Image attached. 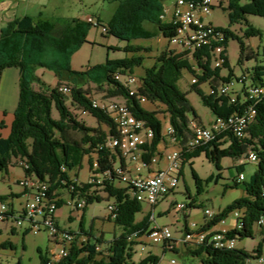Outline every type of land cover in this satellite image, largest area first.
<instances>
[{
	"label": "trees",
	"instance_id": "obj_1",
	"mask_svg": "<svg viewBox=\"0 0 264 264\" xmlns=\"http://www.w3.org/2000/svg\"><path fill=\"white\" fill-rule=\"evenodd\" d=\"M116 3L112 18L103 24L98 19L97 27L107 29L105 36H112L120 41L131 43L135 40H150L162 35L169 39L175 35V29L170 23L163 22L165 15L164 3L166 0H105ZM230 24L243 22L246 25L243 38L261 36V30L252 26L247 16L264 18V0H230L229 2ZM146 25H149L148 27ZM94 27L87 20L74 19L64 24L31 16L15 18L2 28L0 34V79L8 68H16L19 71V103L14 113L11 132L7 138L0 137V172L9 173L13 167L12 160L17 157H25L31 166L30 172L35 173L42 180H48L51 191H59L69 185L75 184L73 178L79 177V170L85 157H89V165L92 167L94 160L99 162V171L111 172L112 180L105 182L101 189L107 194L104 198L98 195V190L90 193L92 185L82 183L77 187L81 196L87 199L88 205L94 202L115 201L117 217L114 222L120 233L114 232L113 238L104 241L93 233V225L89 230L85 229L84 218L79 223V229L89 236L92 242L83 250L90 252L86 259L76 260L81 249L73 250L72 256L64 264H134L131 263L132 255L137 241L133 235H143L150 227V214L141 221L136 219L142 209V203L132 198L128 193L129 188L120 184L114 173L115 155L107 149L106 143L116 141L117 131L113 120L100 110L94 109L88 99L89 90L85 87L95 85L107 92L110 97H125L132 114L139 120L146 121L154 129L155 137L149 148V154L143 156L148 162V167L154 165V154L163 142V123L159 113L169 115L170 123L175 130L178 145H185L192 138L190 125L192 122L202 124V120L191 104L188 93L179 87L182 73L187 70L198 77L199 82L193 85L195 92L201 98L204 106L213 112L215 117H228L241 112L239 102L230 103L228 97H217V94H206L201 85L209 82L211 88L216 90L220 82L233 78L234 72L230 68L229 59L225 66L229 70L228 78L220 76L221 69L212 70L208 53L204 56L195 55L197 63L202 70V75L196 74L191 61L184 54L192 53L191 49H184L177 53L174 50H165L157 58L155 65L147 68L141 78L139 95L145 97L148 103L161 106L163 111H151L144 107L136 97H130L126 90L117 81L114 75L119 72L134 73L137 67L143 65L142 56H126L120 59H110L109 56L102 64L89 66L84 70L75 71L72 68V57L88 41L91 28ZM226 34V47L230 39L239 43V63L255 59L257 54L250 46L245 45L243 38L236 35L229 28H222ZM142 49L131 45L125 46L122 51L126 54L137 53ZM225 67V68H226ZM39 69L52 72L57 79V85H47L37 74ZM264 71V67H255L252 73L256 79ZM69 83L71 94L69 96L60 93L58 88L63 83ZM39 89H36L35 86ZM67 86V85H66ZM71 101L73 108L88 113L98 121V128H91L79 122L70 111L67 102ZM55 106L58 118L52 115ZM257 115L255 122L248 127L246 136L239 140L232 135H222L209 142L194 147L191 153L184 155L183 164L199 158L204 154L207 160L214 164L218 171H222V161L231 159L240 161L248 156L250 151L258 155L257 171L250 182H238L234 180L232 186L236 188L244 183L245 196L235 200L218 213L215 223L226 218L235 210L243 212L239 223H243L242 230L232 231L238 240L253 238L255 229L260 228L264 236V224L256 226L264 219V99L256 106ZM4 127V123H0ZM106 127V130L103 129ZM72 133H78L80 139L73 138ZM113 146H117V145ZM253 163V162H252ZM192 165V164H191ZM245 165L235 167L238 176L243 173ZM192 175L198 188V193L204 192V182L218 183L222 174L216 177L211 175L203 181L192 168ZM74 176V177H73ZM66 183V185L63 184ZM0 196V201L6 200ZM63 206L59 203V208ZM196 208V201L188 206ZM71 219V218H70ZM15 231H13V234ZM27 234V233H26ZM104 244L107 246L104 248ZM95 245L102 246L101 252L95 250ZM4 248H13L10 242L2 244ZM187 255L196 257L203 264H252L257 258L264 256V237L257 247L250 253L243 249L220 250L212 246L188 247ZM178 253V251L176 252ZM98 256V258L96 257ZM101 257V258H100ZM158 262L159 258L148 256L138 264ZM41 264H47V254H40Z\"/></svg>",
	"mask_w": 264,
	"mask_h": 264
},
{
	"label": "built area",
	"instance_id": "obj_2",
	"mask_svg": "<svg viewBox=\"0 0 264 264\" xmlns=\"http://www.w3.org/2000/svg\"><path fill=\"white\" fill-rule=\"evenodd\" d=\"M215 7L228 9L222 3V0L174 1L170 24L175 29V35L167 39L168 50L171 51L177 46H191L192 53L184 54V57L191 61L194 70L200 68L195 55L204 56V61H206L205 53H208L210 63L214 65L215 69L226 67V34L222 31V28L216 27L210 22H205V19L210 16ZM87 21L97 28V20L89 17ZM102 30L103 34H107L105 26L102 27ZM200 75H202V70ZM114 80L122 85L130 97H136L143 105L150 104L145 97L139 95L141 79L134 74L119 72L114 75ZM191 82L192 85L197 84L199 82L198 77H193ZM237 83L241 86L239 90L235 88ZM260 86H264V71L257 79L253 73H242L238 77L220 82L216 90L210 88L209 95L217 94L218 91H231L230 103L236 104L239 102L242 110L228 117H215L208 125L192 122L190 125L192 138L185 147L178 145L175 130L170 123L169 115L166 114L162 120L163 142L154 153L157 154L156 167H148V162L143 160V156L149 154V148L154 140V129L146 121L129 120V113L132 111L127 104V99L125 97L101 95V98H98L99 96H94L91 93L88 95V99L94 109L100 110L113 120L116 130H118L117 146H107L106 143V148L116 157L114 160V173L120 184L129 188L128 193L132 198H135L138 202H147V205L153 209L179 189L183 179V173L181 172L184 162L183 157L193 152L188 151L190 142L199 141L200 137H213L214 141L215 138L222 135H232L239 140L243 139V134H236V126L241 120L247 119L248 111H252L254 99L259 98L258 90ZM58 90L67 96L71 94L70 90H65V84L60 86ZM167 143L172 145V148L166 149L163 147ZM253 154L254 151L248 153L247 159L250 162H253ZM139 162L147 172L145 175H142L139 170L135 173L132 170L131 164ZM12 164L23 171V177L18 180V184L23 191L24 201L16 208L14 205L10 206L6 202H0V222H2V225L7 226L10 223L21 222L24 234L32 232L37 235L45 232L51 243V248L47 251V264H64L72 256V251L77 249H81V253H79L76 260L85 257L87 259L90 252L83 249L92 242L89 236L84 234L79 227L77 229L62 228L56 217L60 202L65 207H74L76 211H83L88 206L87 199L81 196V192L77 190V187H81V184L85 182H81L79 178L73 176L75 184L59 191H51L48 180H42L35 173L30 172L31 166L27 158H14ZM99 167L98 160H94L92 167L89 165V180L86 183L92 185L90 193L96 189H102L105 182L112 180L111 172H100ZM243 181H245V176L241 173L238 176V182ZM63 184L66 185L65 182ZM29 203H38L39 211H27V204ZM108 206L105 219L113 221L117 217L115 201H109ZM187 208L189 207L185 204L175 205V209L178 211H185ZM240 211L235 210L228 217L215 223V218H217L219 212L216 214L206 209L202 223L189 222L185 219L183 234L180 238H175L168 226L155 224L143 235L135 233L133 240L142 245L143 251L145 250L144 239H148L152 244L162 248L163 254L161 258L158 257L159 261H150L147 264H163V256L166 252L176 253L180 248L212 246L220 250L236 249L238 236L231 233L232 231H238L237 221L240 217ZM69 217L71 218V212ZM229 217L234 219L232 225L227 224ZM150 219L156 220L153 213ZM24 222L28 224L26 227H23ZM263 224L264 219L262 218L256 226ZM52 238H59V246H52ZM95 246L96 253L102 251V246ZM96 257L98 258L97 255ZM170 264H177V262L172 259ZM252 264H264V256L257 258Z\"/></svg>",
	"mask_w": 264,
	"mask_h": 264
},
{
	"label": "rangeland",
	"instance_id": "obj_3",
	"mask_svg": "<svg viewBox=\"0 0 264 264\" xmlns=\"http://www.w3.org/2000/svg\"><path fill=\"white\" fill-rule=\"evenodd\" d=\"M175 0H166L165 6L171 7ZM244 0L243 2H247ZM39 0L30 4V14L35 17H41L42 19L51 20L59 24H64L67 21H72L74 19H83L85 16H91L94 20L100 19L103 24H106L113 15L116 8V3H109L105 0H42L44 3H39ZM229 0H222V3L229 7ZM41 13V14H40ZM249 23L257 29L261 30V36L251 37L249 39L243 38L246 25L241 22L237 24H230L229 21V11L227 8L215 7L210 16L205 19L206 23H211L212 25L219 28H229L236 35L243 38L245 45L250 46L257 54L255 59L244 60L239 63L240 49L239 43L236 40L230 39L227 46V56L230 62V68L235 71L237 76L242 75V71L252 70L256 65H261L264 67V18L258 16H247ZM147 27L149 25H146ZM89 38L96 43H92V46H86L82 50V62H76L74 65L75 69L80 70V63L83 67L86 65L94 66L97 64H102L108 58L110 59H120L126 56H142L144 58L143 65L137 67L134 71L135 75L142 78L145 75L147 68H151L155 65L157 58L162 54L163 51L168 50V44L162 36H159L150 40H136L132 43H126L120 41L112 36H105L103 34L102 27H92L89 32ZM131 45L134 47H139L142 50L137 53L126 54L122 49ZM177 53L184 50L182 46L174 47L173 49ZM89 62V63H88ZM210 68L215 70L214 65L210 64ZM218 69V68H216ZM221 69L224 75H227L229 70L226 68ZM220 71V72H221ZM43 81L52 87L57 85V79L54 74L45 69H39L37 73ZM196 74H201L196 68ZM195 77L191 72L184 70L182 73V78L179 81V87L182 91L188 93V98L195 108L197 114L201 118L204 125H208L214 118L213 112L209 108L203 105L201 98L195 92L192 85V78ZM69 87L71 85L67 82L63 83ZM39 89L38 86H35ZM201 88L209 94V84L204 83ZM237 90L241 89V86L237 83ZM86 90L94 96H108L106 91L94 86L85 87ZM19 73L16 68H8L4 71L3 76L0 79V122L4 123L6 128H0V137L7 135L8 128L12 124L13 114L15 113L18 103H19ZM217 97L220 96L219 91L217 92ZM67 105L76 119L84 123L86 126L91 128H98V121L88 113H84L76 108H73L71 101L67 102ZM144 107L152 112L163 111L161 106H156L152 104H145ZM52 115L54 118H58V112L53 106ZM166 113L160 112L159 118L162 121ZM106 130V127H103ZM73 138L79 140L80 135L78 133H72ZM110 142V140H109ZM95 156L93 155L91 159L94 161ZM96 160V159H95ZM242 163H237L235 160L229 158L222 161V171H218L214 164L210 163L206 156L202 154L199 158L192 159L193 165L187 163L183 171V180L180 183L179 189L176 193L169 195V197L155 206L153 209L147 205V203H142L143 209L137 214L136 219L141 221L145 216L152 213L154 214L155 221L150 219V227L152 228L155 224L159 226H168L175 238H180L183 234V227L185 219L189 222L202 223L204 221V211L209 209L216 214L225 209L228 205L233 203L235 200L245 196V185L240 183L236 188H225L226 185L232 186L234 180L238 178V172L236 166L245 165V182H250L255 171H257V164L250 162L247 156L241 159ZM157 163V156L154 159ZM132 170L135 173L139 170L142 175L147 172L141 167L140 162L131 164ZM192 168L198 173L199 177L205 181L209 176L222 174V178L218 183L210 182L206 184L204 182V192L199 194L198 188L195 184V179L192 175ZM79 180L81 182H87L89 180V157H85L81 169L79 170ZM21 176V170L19 167H15L13 171L6 173L0 172V196L6 197V202L10 206L18 207L20 203L24 201L23 196L12 197L11 194H18L21 187L18 184L17 178ZM98 195L106 198L107 194L101 189H97ZM195 200L198 203L196 208H187L185 211H178L175 209L176 204H185L189 206L192 201ZM112 201V200H111ZM1 202V201H0ZM109 201L94 202L88 205L83 211H76L74 207L62 206L56 211V217L59 225L62 228L77 229L79 223H81L82 217L84 218L85 229L89 230L93 225V233L96 236H103L104 241H109L113 238L114 232L120 233L119 229H116L113 221H108L105 219L107 214V207ZM71 212V219L68 218ZM243 212L240 211L239 216L242 217ZM239 217V218H240ZM234 219L229 217L227 220L228 225H232ZM239 220L237 221V225ZM28 224L24 222L26 227ZM0 222V263L1 264H41L40 254L46 255L47 251L51 248V243L49 241L48 235L45 232L34 234L32 232L24 234L22 230V225L19 226L17 222L10 223L6 227ZM15 231L13 234L12 232ZM260 228L255 229L256 235L253 238H245L243 240H236V248L243 249L248 252H252L253 249L257 247L259 242L264 237L261 235ZM10 242L13 248L2 246L3 243ZM145 250H142V245L138 244L134 247L131 263L138 264L141 260L145 259L149 255H155L159 258L162 257V248L152 244L148 239H144ZM104 248L107 246L104 244ZM52 246H56L52 241ZM106 249V248H105ZM186 248H180L178 253L166 252L163 256V264H170L172 259H175L177 264H203L199 258L190 257L187 255ZM101 258V257H100Z\"/></svg>",
	"mask_w": 264,
	"mask_h": 264
},
{
	"label": "crops",
	"instance_id": "obj_4",
	"mask_svg": "<svg viewBox=\"0 0 264 264\" xmlns=\"http://www.w3.org/2000/svg\"><path fill=\"white\" fill-rule=\"evenodd\" d=\"M40 2L39 3H44V2H42V0H39ZM33 2H35V0H0V34H1V30H2V28L3 27H5L9 22H11L12 20H14L15 18H19V17H24V16H31V17H35L34 15H32V14H30V11L31 10H33V7H31L30 8V4L31 3H33ZM166 2V1H165ZM174 5V4H173ZM173 5L171 6V7H166L165 6V3H164V6H165V15L163 16V22H165V23H170V21H171V18H172V14H173ZM114 10H115V8H114ZM41 14V13H40ZM89 17H91V16H85L84 18H83V20H87ZM35 18H37V17H35ZM101 21V20H100ZM159 36H162V35H159ZM159 36H157V37H159ZM156 37V38H157ZM163 37V36H162ZM164 38V37H163ZM88 43L87 44H85L77 53H75L74 55H73V57H72V68H73V70H75V71H81V70H84V69H86L87 67H89L88 65H86L85 67H83L82 65H81V63H80V70H77V69H75V67H74V65L76 64V62L78 63V62H82V58L84 57V56H82V50H83V48L84 47H86V46H92L93 44L92 43H96L95 41H92L90 38H89V36H88ZM154 39V38H153ZM165 40H166V42H167V44H168V41H167V39L165 38ZM136 41V40H135ZM132 43V42H131ZM168 48H169V46H168ZM228 57V56H227ZM84 59V58H83ZM89 63V62H88ZM229 64H230V62H229ZM257 67H263V66H261V65H256ZM255 66V67H256ZM137 69V68H136ZM253 69H254V67L252 68V70H246L245 72L244 71H242V73H252V71H253ZM199 71H201V69L199 68L198 69ZM135 71V70H134ZM196 71V70H195ZM234 72V75H233V77H238L237 75H236V73H235V71H233ZM18 73H19V71H18ZM4 74V73H3ZM134 75H135V73H133ZM229 75V72H228V74L227 75H224L223 73H222V71L220 72V76L221 77H226L227 78V76ZM3 76V75H2ZM136 76V75H135ZM19 77H20V75H19ZM137 77V76H136ZM137 78H139V77H137ZM139 79H141V78H139ZM208 84H209V91H210V88H211V85H210V83L209 82H207ZM91 86H94V85H91ZM203 90V89H202ZM204 91V90H203ZM205 92V91H204ZM206 93V92H205ZM13 119H14V114H13ZM15 120V119H14ZM12 122H13V120H12ZM1 123V122H0ZM202 124H204L203 122H202ZM11 126H12V124H11ZM11 126L8 128V132H7V135H5L3 138H7L9 135H11L10 134V132H11ZM0 128H2V127H0ZM3 128H6V126H4ZM163 147H165L166 149H169V148H172V145H170V144H166V145H163ZM189 163H191L192 165H193V163H192V160H190V162ZM237 163H242V161L240 160V161H237ZM161 165H163V163H161ZM186 165V164H185ZM184 164H183V167H182V173H183V171H184V166H185ZM157 166V163H155L154 162V165L152 166V167H156ZM236 167H240V166H236ZM14 168H15V166H13V167H11L10 168V171L9 172H11V171H13L14 170ZM235 168V167H234ZM21 170V169H20ZM243 171L245 172V167L243 168ZM243 172V173H244ZM23 177V171L21 170V176H19L18 178H17V180H19V179H21ZM210 177V176H209ZM208 179V178H207ZM183 180V179H182ZM12 195V197H19V195H21V196H23V191H22V189L20 190V192L18 193V194H11ZM23 199H24V197H23ZM194 201V200H193ZM198 204V203H197ZM70 215V214H69Z\"/></svg>",
	"mask_w": 264,
	"mask_h": 264
},
{
	"label": "bare ground",
	"instance_id": "obj_5",
	"mask_svg": "<svg viewBox=\"0 0 264 264\" xmlns=\"http://www.w3.org/2000/svg\"><path fill=\"white\" fill-rule=\"evenodd\" d=\"M182 47L184 49H191V46H182ZM65 90H70V92H71V89L66 85H65ZM219 95L225 96L226 98L228 97V100H231V91H219ZM258 97L259 98L254 99L253 108H251L252 111L247 112V119L241 120L240 123L238 124V126H236V134H243V137H245L248 127L251 126V124H253L255 122L257 111H258L256 109V106L264 99V86H260V88L258 90ZM129 120H139V119H137L131 112V113H129ZM212 139H213V137H200L199 141L194 140L188 144V150H192L194 147H196L198 145L205 144ZM115 144H116V141H110V143L107 144V146H113ZM253 155H254L253 156V163H257L258 162V155L256 153H254ZM141 203H143V202H141ZM144 203H147V202H144ZM27 211L38 212L39 211V204L38 203L27 204ZM17 223L19 224V226L22 225L21 222H17ZM242 227H243V223H238L237 229L242 230ZM52 241L56 246H59V238H52Z\"/></svg>",
	"mask_w": 264,
	"mask_h": 264
}]
</instances>
